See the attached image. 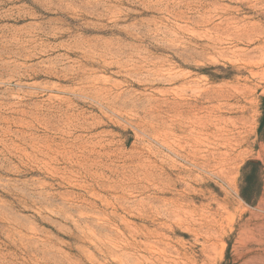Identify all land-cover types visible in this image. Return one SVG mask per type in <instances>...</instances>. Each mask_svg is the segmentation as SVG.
I'll return each instance as SVG.
<instances>
[{
	"label": "rangeland",
	"instance_id": "374dc122",
	"mask_svg": "<svg viewBox=\"0 0 264 264\" xmlns=\"http://www.w3.org/2000/svg\"><path fill=\"white\" fill-rule=\"evenodd\" d=\"M0 264H264V0H0Z\"/></svg>",
	"mask_w": 264,
	"mask_h": 264
}]
</instances>
